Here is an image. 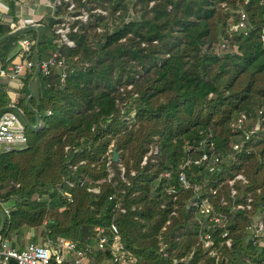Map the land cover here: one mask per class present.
<instances>
[{
    "label": "trees",
    "instance_id": "16d2710c",
    "mask_svg": "<svg viewBox=\"0 0 264 264\" xmlns=\"http://www.w3.org/2000/svg\"><path fill=\"white\" fill-rule=\"evenodd\" d=\"M15 1L8 0L12 18ZM90 1L73 0L70 14L83 8L92 18L72 22L77 26L68 33L73 46L59 44L54 33L66 2L35 19L39 42L30 58L41 61L57 51L66 73L62 79L55 68L48 74L29 69L21 78L15 105L26 123H40V128L26 127L22 149H0V203L9 207L6 214L0 205V239L21 249L24 232L31 230L28 242L62 237L83 248L93 244L95 225L113 220L135 264H172L182 257H190L191 264H264V237L251 238L247 229L264 206V140L246 145L249 152H234L225 175L210 174L192 162L205 151L233 153L232 144L240 138L230 132L229 123L241 113L255 117L264 109V47L259 40L264 2L108 0L111 20L100 24L105 17L92 12ZM241 6L252 28L247 34H229L225 28L236 21ZM99 25L101 32L95 29ZM10 30L0 23L3 67L16 57L19 38L37 37L31 26ZM222 38L230 40L224 51L219 48ZM2 86L0 113L10 109ZM110 146L119 154L117 162L112 152L107 157ZM155 147L157 153H150ZM187 158L183 169L190 182L214 187L215 180L239 173L247 182L243 188L235 185V202H244L242 193L252 197L250 211H230L229 187L223 184L210 199L214 211L226 215L231 240L226 246L221 229L211 230L210 249L216 256L199 241L193 195L176 179ZM165 171L169 179L161 176ZM170 185L174 193L167 192ZM111 193L124 212L114 209ZM91 256L96 261L111 258L108 249Z\"/></svg>",
    "mask_w": 264,
    "mask_h": 264
},
{
    "label": "built area",
    "instance_id": "2783aa9c",
    "mask_svg": "<svg viewBox=\"0 0 264 264\" xmlns=\"http://www.w3.org/2000/svg\"><path fill=\"white\" fill-rule=\"evenodd\" d=\"M66 2V12L61 15L60 21L54 27V33L58 36L57 42L67 46H73V41L68 38L70 31H75L77 26H72V22L77 20L78 22L87 23L89 13L83 8H80L78 14H70L75 6L73 0H17L15 4L18 6L15 10L16 20L9 18L7 25L11 28L10 32H15L18 29L26 26H39L35 19L23 16V10H33V6H43L50 9L53 13L57 7H61L62 3ZM249 0H243V5H247ZM264 0H259V3H263ZM244 6H241L235 12L237 19L234 22L228 23L225 31L229 34L242 32L247 34L248 29L252 28V25L248 21V14ZM230 12L232 9H228ZM8 5L5 0H0V15L7 18ZM93 13H96L92 10ZM104 15V13H100ZM92 24V21L91 23ZM102 28L97 27L96 31L101 32ZM261 45L264 47V29L261 30L259 35ZM229 39L222 38L220 44V50L224 51L229 48ZM35 40L28 37L19 38L14 47L16 57L6 66L0 65V86L10 94L12 88L20 89L22 87L21 78L24 75L25 70L38 68L43 74H48L52 68L58 69L61 78L65 77V63L59 52H54L50 57L44 60L31 59L30 55L35 52L33 49ZM9 110H5L0 113V149L3 151H9L12 149H22L27 142L26 135V121L23 118L22 111L16 107L15 101L10 100L8 105ZM50 112L48 111L47 114ZM40 128V123H38ZM37 128V129H38ZM229 129L231 133L238 135L240 141L232 144V152L225 154H215L202 152L198 157L192 160L195 165H202L203 168L210 174L220 173L226 174V166L231 164L235 160V154L243 150L249 152V147L252 144L264 140V109L259 108L255 117L251 113H241L229 123ZM211 145V143H210ZM211 149V147H210ZM111 146L107 151V157L110 158ZM235 152V154H234ZM150 153L156 154L157 148H153ZM147 160V155H144L141 164H144ZM190 162L189 158L185 160L179 166V170L176 173V179L179 186L184 190H190L193 197L190 205L195 210V214L200 223L198 232V239L202 243L203 247L208 249L207 253L211 256H216V252L210 249L212 245L211 230L214 228L221 229V237L225 238L226 246H230L231 240L228 237V225L226 215L217 213L213 209L211 202L212 196H215L218 191V187L223 184H227L229 187V198L231 201L230 211L233 210H246L250 211L252 197L248 194L242 193L244 202H235L237 195L235 185L243 188L246 185V178L242 174H234L232 177H227L225 180H215L214 187H205L204 183L200 185L190 182L185 174L184 167ZM225 166V167H224ZM123 167L120 166V177L123 178ZM133 175V172L130 173ZM162 177L166 179L170 178V173L165 171L161 173ZM175 186L170 185L167 189L168 193H174ZM109 201H115L114 209L118 208L120 212H124L121 208L114 193L108 195ZM4 213H8L7 209L3 208ZM250 232L251 238L264 237V206L262 213L253 217L251 222L247 226ZM94 242L92 245H86L83 248H78L70 239L59 237L56 241L50 239H39L37 242H28L23 248L18 249L10 244L7 239H0V264H9L10 261H14L15 264H135V258L128 255L123 248L121 235L118 231L113 220L107 224H98L93 227ZM108 249L110 252V260L96 261L92 258V252L104 251ZM162 250V249H160ZM163 257H166L167 253H161ZM191 264L190 257H182L178 261L174 260L172 264Z\"/></svg>",
    "mask_w": 264,
    "mask_h": 264
},
{
    "label": "crops",
    "instance_id": "0c3cea01",
    "mask_svg": "<svg viewBox=\"0 0 264 264\" xmlns=\"http://www.w3.org/2000/svg\"><path fill=\"white\" fill-rule=\"evenodd\" d=\"M34 1V0H33ZM5 2L7 3V5H8V0H5ZM45 9H47V8H45V7H43V6H39L37 9H33V10H28V9H26V10H23V12H22V14H23V16H25V17H30V18H33V19H36V18H39V17H41V14H40V11H42V10H45ZM16 10V9H15ZM47 11V10H46ZM45 11V13H47ZM8 13V12H7ZM43 14V15H46V14ZM11 17V15L10 14H8L7 15V18L6 17H2L1 15H0V23H2V24H5V25H7L6 23H7V21L9 20V18ZM12 19H17L16 18V15H15V11H14V17L12 18ZM19 95H20V92H19V90L18 89H15V88H12V90L10 91V94H8V96H9V98H10V100H13V101H15L16 102V100H17V98L19 97ZM2 220H4V215H3V213L0 211V224H1V221ZM1 231V230H0ZM32 235H33V233H32V231L31 230H26L25 232H24V237H23V239H24V241H23V247L28 243V240H29V238L30 237H32ZM26 241V242H25ZM25 242V243H24ZM30 242V241H29Z\"/></svg>",
    "mask_w": 264,
    "mask_h": 264
},
{
    "label": "rangeland",
    "instance_id": "374dc122",
    "mask_svg": "<svg viewBox=\"0 0 264 264\" xmlns=\"http://www.w3.org/2000/svg\"><path fill=\"white\" fill-rule=\"evenodd\" d=\"M91 7H92V10L95 11L97 14H100V13H104V17L105 18H102L101 21H99L98 23L100 24H104V23H109L110 20H111V16H110V10L112 8V5H110L108 3V0H105L104 2L102 1H95V0H91L89 3H88ZM39 7V5H37L36 7L33 6V9H37ZM47 9L45 10H42L40 11V14L41 16L45 13ZM47 12V11H46ZM46 14V13H45ZM43 18H45V15H43ZM93 22H94V17H93ZM100 26V25H99ZM102 28V26H100ZM97 27H95L96 29ZM103 29V28H102ZM1 148V147H0ZM0 205L3 206L4 209H7L8 210V213H9V207L7 206H4V203L1 202ZM26 242V241H25ZM24 242V243H25Z\"/></svg>",
    "mask_w": 264,
    "mask_h": 264
},
{
    "label": "water",
    "instance_id": "95a60500",
    "mask_svg": "<svg viewBox=\"0 0 264 264\" xmlns=\"http://www.w3.org/2000/svg\"><path fill=\"white\" fill-rule=\"evenodd\" d=\"M31 27H33V28L37 31V37H36V39H35V49H37V47H38V42H39V27H38V26H34V25L31 26ZM34 72H35V74H37V73H38V68H35ZM29 88H30V85H29ZM32 95H33V93L30 92V94H29L28 97L26 98V101H25L26 104L29 103V100H30V98H31ZM36 119L39 120V114H38V113H36ZM38 126H39L38 123L35 124V125H29L28 123H26V127L29 128V129H32V130L37 129ZM111 158H112V161H114V162H117V161H118V159H119V154H118V152L116 151V148H113V149H112V156H111ZM3 224H4V220L1 221V224H0V230H2V228H3ZM247 240H248V238H247Z\"/></svg>",
    "mask_w": 264,
    "mask_h": 264
}]
</instances>
